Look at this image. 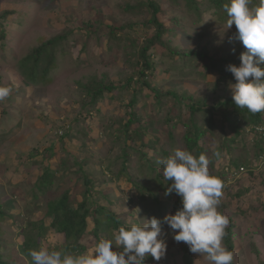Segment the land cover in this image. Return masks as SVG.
I'll return each mask as SVG.
<instances>
[{"label": "rangeland", "instance_id": "374dc122", "mask_svg": "<svg viewBox=\"0 0 264 264\" xmlns=\"http://www.w3.org/2000/svg\"><path fill=\"white\" fill-rule=\"evenodd\" d=\"M132 1L0 0V14L5 10L19 11L20 9L21 12L19 16H11L6 24L7 48L0 56V87L18 89L16 103L5 105L9 107L10 119L0 118V205H3L2 209L5 212L7 208H13L6 213L17 222L12 224L10 218L7 219V223H0V235L5 241L3 246L7 247L2 250L3 253L10 255L16 262L23 260L18 246L23 241L19 232L25 229L23 222L28 220H24L26 210L23 206L31 201L35 204L31 207V214L28 215L31 220L40 219L46 211L44 200L39 194H37L38 198H33V183L36 177L46 172L48 163L51 169L56 171L57 177L64 169L66 172L73 173V176L79 180L78 188L82 192L85 191L84 178L81 173L76 174L79 167L75 165L74 160L78 158L83 163V171L97 181L95 199L98 201L94 197L90 201L109 207L121 216L127 215L124 222L128 227L132 223H141L142 219L149 218L141 208L140 193L132 183L125 177L118 178L112 173L121 167L118 157L122 153L120 144L115 138L119 130L117 121L127 119V105L132 94L122 91L107 94L95 109L88 108L89 113H82L80 107V82H86L92 75L101 78L106 74L111 81L118 83L133 72L126 57L127 50L114 46L106 39L101 42L93 40L90 41L86 52L82 55L83 60L80 61L77 59V54L82 53L85 38L82 35L76 36L75 39L71 37L68 41L69 45H66V54L63 57L61 54L58 55V68L50 74L52 81L46 86L20 84L21 78L16 67V62L37 47L41 39H49L63 31L71 30L76 21L81 18L88 20L102 15L105 25H111L113 20L118 25L129 22L130 18L122 12V6ZM162 4L165 7L169 5L165 1ZM184 15L185 18H189V23L184 28L185 34L182 32L179 37L173 39V46L194 51L197 46L202 47L201 45L209 43L208 49L212 54L215 51L233 54L238 46H243L242 42L236 38L235 32H222L211 16L203 17V25H194L192 18L184 14L182 7H171L169 12L170 17H184ZM106 27L104 26L103 29ZM154 56L156 66L160 69L155 80L156 86L161 87L163 91L173 90L178 94L190 90L195 97H207L210 105L215 103L210 100L211 96L207 95L211 92L212 83L217 80V74L209 73L205 81L201 77L188 76V70L182 73L171 70L167 73L171 60L166 57V53L154 52ZM178 68H180V62L176 65V69ZM155 84L153 83L154 86ZM227 89L228 95H232L230 84L227 85ZM120 95L123 97L118 98L117 96ZM143 95H146V91ZM137 110L144 120L152 123L155 135L160 140L154 145L155 148L151 144L149 148L146 147L150 159L154 158L153 161L162 159V154L158 152L161 149L169 156L174 149L184 146L182 138L185 129L182 124H178L175 129L173 124H170L168 128L166 122L168 108L160 111L154 101L149 102L146 97H141ZM10 129L13 131L9 135H4ZM67 131L73 132L74 139L70 137L61 139ZM169 131H172L173 138ZM229 131L228 129V133ZM216 133L220 136L217 143L219 146L223 135L220 134V129ZM149 135L145 137L146 144L151 140ZM204 138L205 146L208 138ZM247 141L252 143V137H248ZM47 146L53 147L56 153L52 160L45 158V155H40L36 160L42 161V164L34 168L21 167L24 157L36 151V148L44 150ZM234 149L233 155H224V162L246 156L253 161L254 165V149L247 153L242 147ZM139 160V155L133 154L131 159L134 163L133 175L138 173ZM220 163L222 160L213 162L214 172L217 173L218 168L222 167ZM109 166L113 171L108 169ZM247 169L238 174L226 171L229 175L227 187L231 190L223 189L222 197L227 198L221 201L218 208L219 211H224L229 221L231 219L229 225L233 223L234 264H259L261 261L264 263V165L254 171ZM239 189H244L246 192L237 198L235 195ZM226 192H229V195H226ZM161 201L168 203L165 198ZM168 207L171 206L168 205ZM169 214H172L170 210L166 215ZM93 228L94 224L89 220L88 231L91 232ZM164 231L167 233L165 239L168 248L166 256L158 263L181 264L182 256L177 255L176 250L181 246H188L184 242H175L172 230L167 225L164 226ZM28 233L27 230L26 234ZM43 242L57 249L63 239L54 230H50ZM82 244L87 247L88 252H91L96 239L89 235ZM253 246L257 248V252ZM191 255L195 264H208L199 254L191 253Z\"/></svg>", "mask_w": 264, "mask_h": 264}, {"label": "trees", "instance_id": "16d2710c", "mask_svg": "<svg viewBox=\"0 0 264 264\" xmlns=\"http://www.w3.org/2000/svg\"><path fill=\"white\" fill-rule=\"evenodd\" d=\"M164 1L169 3L167 7L162 4ZM228 2L229 0H133L122 6V12L130 18L129 22L118 25L113 20L111 25H105L102 15L88 20L81 18L76 21L71 30L63 31V33L49 39H41L37 47L16 62L17 72L21 78L20 84L24 86L36 84L46 86L52 81L50 74L58 68V55L61 54L63 57L66 54V45H69L68 41L71 37L75 39L76 36L82 35L85 38L82 53L77 54V59L80 61L83 60L82 55L86 52L90 41L93 40L101 42L106 39L114 46L127 50L125 52L126 57L133 72L118 83L111 81L106 74L101 78L92 75L86 82H80V107L82 113H89L88 108L95 109L107 94L120 91L132 94L127 105V119L117 121L119 125L117 129L119 130L115 138L120 144L122 153L118 157L121 167L117 171H113L110 166L108 169L113 171L112 173L118 178L125 177L132 183L137 192L140 193L141 208L149 218L155 216L163 219L169 210L174 215L177 210L182 208V202L181 197L175 193L165 195L167 185L170 182L163 179L162 165L153 161L154 158L150 159L146 152V147L149 148L151 144L155 148L154 145L158 144L160 140L155 135V128H153L152 123L144 120L137 110L141 97H146L149 102L154 101L160 111L168 108L166 118L168 128L170 124H173L174 129L178 124H182L185 129L182 138L184 146L180 149L187 150L197 157L200 154L206 155L209 159V172L211 175L222 179L223 189L231 190L230 187H227L229 175L226 171L239 173L242 168L254 171L264 165V112L253 114L247 109H238L234 105L232 95H228L227 85L236 83V81L233 75L226 71V67L230 64L239 66L240 55L246 51L244 46H238L237 51L233 54L217 51L212 54L211 50L208 49L209 43L201 45L202 47L197 46L194 51L173 46V39L179 37L182 32L185 34L184 28L189 23V18H185V15L184 17H170L171 7H182L184 14L192 18L194 25H203V17L207 15L214 18L215 24L222 32L236 33L235 25L231 29H227V14L223 5ZM256 4H258V0H252V5L255 6ZM20 14V9L19 11L5 10L0 14V56L5 53L7 48L6 24L11 16H19ZM137 18L140 20L136 21ZM104 26H107L106 29H103ZM142 39L143 41H141ZM154 52L166 53V57L171 60L170 69H167V73H170L171 70L181 73L188 70V76L201 77L205 81L209 73L217 74V80L212 83L211 92L207 95L211 96L210 100L215 101V103L210 105L207 97H195V94H192L190 90L178 94L173 90L163 91L161 87L156 86L155 80L160 69L156 66ZM179 62L180 68L176 69ZM145 91L146 95H143ZM17 92L18 89L12 88L10 96L0 102V118L10 119L9 107L5 105H8L6 103H16ZM218 129L223 135L219 146L217 143L220 136L216 133ZM228 129L230 130L229 133ZM11 131L13 129L8 130V133L4 135H9ZM169 133L172 137V131ZM147 135L151 136L148 144L145 143ZM65 137L74 139L73 132L67 131L61 139L63 140ZM204 137L208 138L205 146L203 145ZM248 137H252V143L247 141ZM236 147H242L246 153L254 149V165L253 161L246 156L224 162V155H233ZM158 152L162 154L163 158L168 156V153L162 149ZM217 152L220 153L219 158L216 156ZM133 154L139 155L140 159L138 173L135 175L132 174L134 170V163L131 161ZM40 155H45V158L52 160L56 153L51 146L45 147L44 150L36 148V151L22 159L21 167L34 168L42 164V161L36 160ZM74 160L76 161L75 165L79 167L76 174L81 173L83 175L85 191H80L78 188L79 180L73 176V173L66 172L64 169L57 177L56 171H53L48 163L46 172L36 177L33 183V198H38L37 194H39L44 200L46 209L44 215L40 219L31 220L28 215L31 214V207L35 204L31 201L23 206L26 210L24 220L28 219L23 222L25 229H21L19 232L20 236L23 237L22 243L18 245L23 260L16 262L10 255L3 253L2 250L7 249V247L3 246L5 241L0 235V264H32L29 250H39L40 248L63 250L70 254L85 253L89 250L82 244V241L89 235L94 236L96 243H98L102 238H112L113 233L120 227H128L124 222L127 215L121 216L109 207L90 201L92 197L96 198L95 186L97 181L83 171V163L78 158ZM219 160H222L220 163L222 167H219L216 173L212 164ZM60 162L63 163L62 160ZM244 192L246 190L239 189L235 197L243 196ZM226 195H229V192H226ZM163 198L168 203H163L161 201ZM224 198L227 197H222L221 201ZM168 205L171 206L168 207L169 210ZM2 208L3 205H0V223L3 224L11 218L6 212H10L13 208H7L6 212ZM220 212L225 214L223 210ZM89 220L94 224L92 233L88 231ZM11 221L12 224H17L12 218ZM47 221L49 222L48 225ZM27 230L29 231L28 234H26ZM50 230H54L63 239L57 249L43 242ZM232 236L233 223L227 227V236L223 242L226 248L234 253L235 243ZM253 248L257 252V248L255 246ZM176 253L182 256L181 264H195L188 247L181 246L176 250ZM145 264L159 263L149 257ZM259 264L264 263L261 261Z\"/></svg>", "mask_w": 264, "mask_h": 264}, {"label": "clouds", "instance_id": "9594fccd", "mask_svg": "<svg viewBox=\"0 0 264 264\" xmlns=\"http://www.w3.org/2000/svg\"><path fill=\"white\" fill-rule=\"evenodd\" d=\"M223 9L227 29L235 25L236 38L246 49L240 55L239 66L226 67L236 81L230 84L234 105L253 114L264 112V0H258L255 6L252 0H229ZM11 91V87H0V102ZM216 156L219 158L220 153ZM157 163L162 165L163 179L170 182L165 195L175 193L181 197L182 208L174 215L146 217L141 223L122 226L112 238L100 239L91 252L29 250L32 264H145L149 257L158 262L168 248L165 225L172 230L175 242H184L191 253L199 254L208 264H234V253L223 243L230 221L218 210L224 183L210 174L206 155L197 157L176 148Z\"/></svg>", "mask_w": 264, "mask_h": 264}]
</instances>
